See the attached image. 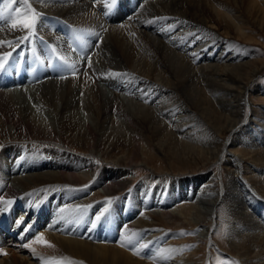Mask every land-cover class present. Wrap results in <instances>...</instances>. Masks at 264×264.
Returning a JSON list of instances; mask_svg holds the SVG:
<instances>
[{
  "label": "bare ground",
  "instance_id": "6f19581e",
  "mask_svg": "<svg viewBox=\"0 0 264 264\" xmlns=\"http://www.w3.org/2000/svg\"><path fill=\"white\" fill-rule=\"evenodd\" d=\"M258 37L264 0H0V264H264ZM148 153L181 174L131 187Z\"/></svg>",
  "mask_w": 264,
  "mask_h": 264
},
{
  "label": "rangeland",
  "instance_id": "374dc122",
  "mask_svg": "<svg viewBox=\"0 0 264 264\" xmlns=\"http://www.w3.org/2000/svg\"><path fill=\"white\" fill-rule=\"evenodd\" d=\"M223 34V33H222ZM223 36H224V34H223ZM257 40H258V42H256V43H251V45L253 46H251L250 45V47L249 48H251V49H253V50H258V55L260 56V58L261 59H264V37H258L257 38ZM245 42V41H244ZM244 42H241V43H243V44H245ZM255 47V48H254ZM72 50L73 51H75L77 48H76V45H73L72 47ZM72 51V53H74ZM260 52V53H259ZM83 58V57H82ZM28 66H30V64H28L26 67H25V70L26 71H28V69H27V67ZM74 75V74H73ZM259 83L261 84V85H263L264 86V74H262L260 77H259ZM28 85L27 84H25V87L26 88H28L27 87ZM29 90V89H28ZM258 95V96H257ZM256 96V97H255ZM252 98V101L251 102H253V103H257L258 105H261V106H264V99H262V101H261V99L260 98H262V96H259V93L257 94H253V96L251 97ZM260 106V107H261ZM31 107L33 108V110L35 111V113L39 116H41V115H43V116H45L46 117V120L48 121H50V120H52V121H54V119H52V117H53V114L52 115H50V113L48 114V113H45V112H42V114H39V108H40V104L38 103V104H36V103H34V104H31ZM43 119V118H42ZM226 140H228L227 138H226ZM138 146L137 147H135V148H133V150L132 151H134V153L136 152V151H138V147H143V142H140L139 144H137ZM79 150V152L80 153H82L83 152V150H80V149H78ZM237 150H239V149H237ZM148 155L149 156H152V157H155V160H153V161H151L150 162V160H147V162H148V165H149V168H153L152 169V171L151 170H148V168H145V167H143L142 165L141 166H139L138 168H136V169H138V170H136L135 171V173L134 174H131V176H130V178H131V183H132V185H131V187H134L135 188V186H137L140 182H142L143 184L144 183H148V186H152V187H155V185L156 184H163L164 186H166L167 185V183H169L168 181H172L171 179H172V174L171 173H179V168H177L175 165H173L172 167L170 166V165H168L167 163H165V162H163L162 161V158L159 156V155H156V154H154V153H152V154H150V153H148ZM171 168H173V169H171ZM216 169V168H215ZM171 170H174V172H172ZM217 170V169H216ZM206 170H203V171H201L200 173H202V172H205ZM169 173V174H168ZM179 174H181V173H179ZM199 174V173H198ZM180 176V175H179ZM166 180H168V181H166ZM130 189V188H129ZM136 190V189H135ZM127 191L128 190H125V191H123L122 193L123 194H126L127 193ZM141 194H143L142 192H141ZM152 196V193H150L149 194V197H151ZM182 205H183V202L181 203ZM99 223H98V225L99 226H101V227H103V226H106V224H107V222H108V220H103V219H101V220H99L98 221ZM221 223V222H220ZM110 224V223H109ZM108 224V225H109ZM182 226V227H181ZM166 228H168V229H170V230H172V231H174V232H180V231H184L185 229L184 228H186V231L187 230H191L192 229V227L190 226V225H181V224H179V223H169L168 221L166 222ZM226 232V225L225 224H223V223H221L218 227H217V229H216V231H215V233H214V242H216L217 244H218V246L219 247H221V248H223V250H225V251H227L226 253H228V254H230L229 252H228V246L227 245H224V244H226V238H225V233ZM187 237H188V240H190V242L192 243V241L194 240H196V235L194 236V235H192V234H187ZM193 244H195V243H193ZM201 245H203V244H201ZM204 248V247H203Z\"/></svg>",
  "mask_w": 264,
  "mask_h": 264
},
{
  "label": "snow or ice",
  "instance_id": "6c2138e0",
  "mask_svg": "<svg viewBox=\"0 0 264 264\" xmlns=\"http://www.w3.org/2000/svg\"><path fill=\"white\" fill-rule=\"evenodd\" d=\"M22 23L28 27V28H31L33 26V24L35 23V17L33 16L31 20H25V21H22ZM13 27H16V24H13ZM3 65L0 64V68H2ZM9 203H11V201H9ZM100 217H97V220H99ZM41 241H43V237L40 238ZM46 243V242H45Z\"/></svg>",
  "mask_w": 264,
  "mask_h": 264
}]
</instances>
